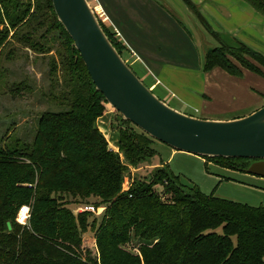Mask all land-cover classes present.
Here are the masks:
<instances>
[{"label":"trees","instance_id":"1","mask_svg":"<svg viewBox=\"0 0 264 264\" xmlns=\"http://www.w3.org/2000/svg\"><path fill=\"white\" fill-rule=\"evenodd\" d=\"M184 1L221 44L207 51L206 73L221 68L242 77L246 69L264 76L256 65L264 67V56L241 41L225 43L198 7ZM245 1L264 13V0ZM44 17L53 20L51 30L65 50L61 66L71 87L68 107L44 113L31 143L0 146V264H264V207L206 195L197 187L186 190L167 165L128 182L131 167L157 155L153 139L116 115L125 126L118 127L119 151L111 149L98 125L108 102L52 0H0V27L23 25L36 32ZM101 25L122 56L125 45ZM8 35L0 28V46ZM205 159L233 169L231 162L244 167L251 161ZM65 195L95 210L105 208L95 231L97 258L86 251L82 237L95 228L96 220L89 224L94 210L75 215ZM23 206L31 208L28 225L17 222Z\"/></svg>","mask_w":264,"mask_h":264},{"label":"rangeland","instance_id":"2","mask_svg":"<svg viewBox=\"0 0 264 264\" xmlns=\"http://www.w3.org/2000/svg\"><path fill=\"white\" fill-rule=\"evenodd\" d=\"M153 1L165 10L164 0ZM190 1L198 7L204 0ZM215 1L223 4L231 12L232 18H224L221 13L217 14L215 7L209 6V8L208 4H205V12L202 11L203 9L199 11L213 31L220 34L227 44L233 45L235 40L241 41L251 50L264 56V13L245 0L242 1L248 9L239 4L241 0ZM88 2L98 21L115 33L97 1L88 0ZM178 5L179 7L187 6L184 0H173L172 7L175 12H172L173 15L168 14L171 21L162 18V14L158 18L161 17L159 20L164 24L176 23L180 29L179 34L172 26H169L166 35L156 29V33L165 36L161 39L166 42L156 51V55L160 59L170 60L167 63L169 67L166 69L175 75L167 76L168 83H165L173 90L171 96L175 98L178 106L165 97L166 93L162 90L165 88L162 87L153 92L148 87L150 85L145 82L148 80L144 78L140 64L135 62L137 58L135 55L141 54L138 48L134 55L125 46L126 50L122 52V57L126 63L163 102L169 106L175 105L179 110L186 111L188 115L196 118L232 120L248 116L262 108L264 106V76L245 69L242 77H235L220 68L213 72L211 78H208V73H205L203 69L206 53L221 44L189 7L187 13L185 10L182 12ZM240 8L243 9L238 12L237 9ZM206 10L210 14L206 13ZM42 23L44 25L40 26L36 32H31L28 26L23 25L13 28L5 23L0 27L1 29L5 27L9 31L7 39L0 46V146L2 147L11 145L17 140L31 143L36 134L39 119L44 113L61 112L68 107L67 92L71 87L65 84L61 66L65 50L61 47L58 32L51 30L53 20L44 17ZM47 30L49 34L43 37ZM146 31L150 30L146 28ZM116 36L122 42L119 35L116 34ZM166 38H169L171 42H167ZM144 60L154 71H160L149 59L141 56V61ZM256 65L264 73V67ZM165 70L162 71L165 73ZM173 93L194 104L198 112L179 106L183 102ZM205 93L211 100L203 97ZM106 109L107 112L98 120V125L109 147L118 152V127L125 125L117 119L118 114L114 108L107 104ZM153 141V148L158 157L155 156L150 162L140 164L138 167H131L130 177H128V182L130 181L131 184L135 177L147 176L155 169L167 165L174 175L180 178V183L186 190L197 187L206 195L213 194L216 197L252 207H264V177L246 172L251 161L244 167L241 165L242 162H231L237 170L224 166L225 164L209 161L204 157L177 151L159 141ZM63 201L75 215L85 212L89 206L78 204L76 199L67 195L64 196ZM103 212L91 213L89 224L96 220L95 228L89 227L82 235L84 248L94 258L98 257L95 231L101 222Z\"/></svg>","mask_w":264,"mask_h":264},{"label":"water","instance_id":"3","mask_svg":"<svg viewBox=\"0 0 264 264\" xmlns=\"http://www.w3.org/2000/svg\"><path fill=\"white\" fill-rule=\"evenodd\" d=\"M96 90L140 131L177 151L204 158L249 159L247 173L264 177V106L232 120L196 118L158 98L106 35L88 0H52Z\"/></svg>","mask_w":264,"mask_h":264},{"label":"crops","instance_id":"4","mask_svg":"<svg viewBox=\"0 0 264 264\" xmlns=\"http://www.w3.org/2000/svg\"><path fill=\"white\" fill-rule=\"evenodd\" d=\"M96 1H97L99 8L106 14L107 17L105 18L108 19L109 23L112 25L114 32L116 31L115 33L119 35L123 44L128 48V50L135 55V53H137L139 49L141 53L140 55L143 58L146 57V59H149L155 67L159 68L160 71H154L153 68H151L150 66H148V64H146V60L141 61V56L139 54H137V56L135 55V57H137L136 59L140 61L138 62L135 59V62L140 64L139 66H141L142 68L144 78L148 80L147 82L144 79L146 83H149L150 86L148 87L153 92L155 90H158L159 88H162V87L165 88V89H162L166 93L165 97L169 98L172 102H175V98L171 96V91L173 90H171L168 84H166L168 83L167 76L169 77V76L175 75L172 73V71L166 69V67H169L167 63H169L170 60L160 59L156 55V51H158V49H160V47L164 43H166L161 38L167 34V30L169 26L170 27L172 26L173 29L176 30V32L179 34L180 29L177 27L176 23H170V24L165 23L164 24V23H161V21L159 20L163 16L162 18L171 21L170 20L171 17L168 14L173 15L172 12H175L174 8L172 7L173 0H169V1L164 0L166 11L161 9L153 0H96ZM240 2L241 3L239 4L244 5L245 8L248 9V7L245 5V3L242 0ZM205 4L206 5L208 4L207 7L209 6L215 7L217 14L221 13V15H223L224 18L226 19L232 18L231 12H229L227 8L220 2H216L215 0H204L201 3V5L198 6V9L199 10L203 9L202 11L205 12L204 10L206 9ZM179 9L182 12L185 10L188 13V6L179 7ZM242 9L243 8L237 9V11L239 12ZM206 13L210 14V12L207 10H206ZM160 15L161 17L158 18ZM146 28H148L150 31L147 32ZM156 29H158L160 33H164V35L160 33H156L157 32ZM168 33L172 34L171 32H168ZM165 40L167 42H171L169 38H166ZM216 69L220 70V68H215L212 71L207 72L208 78H211V76L214 74L213 72H216ZM162 70H165V73ZM173 95L183 102L182 105H179L183 109L188 110L191 108L194 111L198 112V108H196L194 104H192L191 102H188V100L186 99L180 98L178 94L176 93H173ZM203 97L207 98L208 100H211V98L206 93L203 94ZM176 105L178 106L177 103ZM170 107L172 108L175 107L177 111L184 113V114L187 113L188 115V112L179 110V108L176 107L175 105H171ZM223 110H226V109H223ZM212 119H216V118H212ZM156 157H158V155H156Z\"/></svg>","mask_w":264,"mask_h":264},{"label":"built area","instance_id":"5","mask_svg":"<svg viewBox=\"0 0 264 264\" xmlns=\"http://www.w3.org/2000/svg\"><path fill=\"white\" fill-rule=\"evenodd\" d=\"M104 207H100L95 210L93 207L88 206L85 211H93L97 213L98 211H104ZM31 218V208L29 206H23L20 208L19 214L17 216V222L21 225H28Z\"/></svg>","mask_w":264,"mask_h":264}]
</instances>
